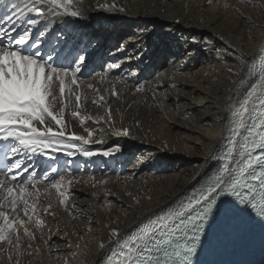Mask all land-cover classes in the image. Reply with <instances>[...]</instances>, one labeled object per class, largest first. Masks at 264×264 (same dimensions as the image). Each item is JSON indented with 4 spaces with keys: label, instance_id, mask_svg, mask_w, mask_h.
Wrapping results in <instances>:
<instances>
[{
    "label": "snow or ice",
    "instance_id": "snow-or-ice-1",
    "mask_svg": "<svg viewBox=\"0 0 264 264\" xmlns=\"http://www.w3.org/2000/svg\"><path fill=\"white\" fill-rule=\"evenodd\" d=\"M207 3L211 5L213 0ZM239 3L264 11V5L253 0ZM0 10V260L33 264L42 253L39 239L48 246L49 258L69 264L70 259L74 261L84 254L81 244L68 239L65 247L73 251L62 256L60 246L49 243L54 234L60 239L71 235L83 241L73 223L82 219L88 221L87 232L102 234L101 229L91 227L93 222L99 224L93 216L96 209H82L70 200L71 188L82 180L77 174L84 171L79 166L71 168L74 158L78 154L86 158L113 157L121 151L119 145L102 152L84 147L104 142L102 138L94 139L97 131L101 137L107 132L130 138L133 133L129 127H116L113 109L98 88L83 84L81 73L89 59L87 48L74 43L64 30L54 29L58 19L75 22L87 20L92 10L112 13L124 12L125 8L118 7L115 0H97L92 7L86 6L84 0H0ZM236 11L243 15L239 8ZM217 39L223 40V36ZM189 42L203 43L205 52L212 50L208 41H198L195 36ZM142 55L126 59H140ZM237 63L240 67L227 69L231 76L241 78L238 83L232 81L236 87L230 90L226 106L229 116L225 143L208 157L216 159L217 168L169 207L138 217L140 223L131 232L122 234L112 226L120 222L119 217L105 224L109 235L98 244L104 252L101 264H199L198 256L213 246L222 226L239 222L264 231V46L258 56H242ZM174 69L183 70L180 60ZM107 70H118L115 81H108L111 88L107 90L117 99L120 92L116 86L127 88L128 83L119 73L130 78L138 76L136 71L122 69L119 61L108 63ZM254 76L257 78L253 80ZM169 79V87L176 89L175 75ZM100 80L104 82L105 77ZM163 88V79H155L151 88L137 80L134 90L151 92L156 100L157 90ZM85 90L95 93L91 103L104 108V115L94 117L86 111L84 106L90 97ZM163 99H167L166 93ZM66 116L78 120L82 127L89 121L105 127H85L86 135L78 134L70 130ZM119 122L123 124L122 117ZM59 155L68 158L66 167L59 163ZM44 161L47 166L40 171ZM83 182L96 188L109 181H97L95 175H89ZM103 191L105 205L101 207L110 211L113 205L107 197L113 193L107 187ZM53 192L56 204L50 199ZM125 194L132 196L135 204L140 203V198L131 192ZM92 195L96 198L97 193ZM57 207L70 219L58 220ZM131 207L122 208L125 215ZM48 220L55 221L53 227L47 226Z\"/></svg>",
    "mask_w": 264,
    "mask_h": 264
},
{
    "label": "bare ground",
    "instance_id": "bare-ground-1",
    "mask_svg": "<svg viewBox=\"0 0 264 264\" xmlns=\"http://www.w3.org/2000/svg\"><path fill=\"white\" fill-rule=\"evenodd\" d=\"M115 2L118 7H124L125 11L109 13L92 10L87 20L73 22L58 19L54 29L64 30L74 43L87 48L89 59L81 73L85 78L83 84L91 83L98 88L99 94L106 97L108 105L113 109L116 127H129L133 133L130 138L115 137L107 132L101 137L97 131L94 139L102 138L104 142L84 147L102 152L119 145L121 151L113 157L97 155L86 158L78 154L74 158L71 168L75 170L79 166L84 171L77 174L82 180L71 188L73 195L70 200L82 209H96L93 216L94 220H99V224L93 222L91 227L101 229L102 234L87 232L86 219L73 221L79 229V235L84 237L83 241L77 236L70 235L60 239L54 234L49 243L59 245V254L62 256L73 251L65 247L68 239L73 244H81L84 254L74 261L70 259L69 264H101L104 252L98 248V244L107 240L109 235L105 224L119 217L120 222L112 226L118 227L122 234L131 232L140 223L138 217L150 216L169 207L189 194L217 168L216 159L208 157L225 143V128L229 116L226 106L232 94L230 90L236 87L232 81L238 83L241 78L231 76L227 69L240 67L237 61L242 56H258L261 46H264V11L251 5H241L239 0H213L211 5L207 0ZM84 3L92 7L97 0H84ZM253 3L264 5V0H253ZM225 4L228 5L227 8L224 7ZM237 8L243 15L236 11ZM144 29L147 31L142 32ZM193 36L198 41H208L212 50L205 52L203 43H190ZM219 36H223V40L217 39ZM233 49L236 51L233 52ZM141 52L143 55L140 59H126ZM177 60L182 63L181 72L174 69ZM117 61L121 63L122 69L138 72V76L132 78L123 72L119 73L128 82L127 88L116 86L120 92L119 99L107 91L111 88L108 81H115L118 71L109 72L107 64ZM172 75H175V83L178 85L176 89L169 87L172 83L169 77ZM101 76L105 77L104 82H101ZM256 78L252 77L253 80ZM155 79L164 80V88L157 90L156 100H153L151 92H135L137 80L143 81L146 88H151ZM85 91L90 97L84 106L86 111L94 117L104 115V108H96L91 103V96L95 93ZM165 93L167 99H163ZM121 117L122 125L119 122ZM66 119L70 130L78 134L86 135L85 127H105L92 121L82 127L78 120L67 116ZM168 148H173L174 153H168ZM183 154L187 157L191 155L197 163L191 177L183 175ZM134 156H137L140 163L135 162V167L132 165L127 168L125 163ZM67 159L59 155L61 166H67ZM47 163L44 161L40 164V171L46 168ZM152 168L156 172L170 174L165 178L154 176L155 172L148 170ZM89 175H95L97 181L107 179L109 182L106 186L92 188L90 184L83 182ZM105 187L113 193L107 197L113 205L110 211L101 207L105 205ZM93 192L97 193L96 198H93ZM126 192L139 197L140 203L135 204L133 197L126 195ZM50 199L53 204L57 203L54 192ZM129 205L132 207L125 215L122 208ZM56 211L58 220L70 219L61 208L57 207ZM54 223L55 221H46L48 227H53ZM37 243L40 244L42 253L33 260V264H62V261L49 258L48 246L39 239ZM0 264H7V261L0 260ZM259 264H264V257Z\"/></svg>",
    "mask_w": 264,
    "mask_h": 264
},
{
    "label": "rangeland",
    "instance_id": "rangeland-1",
    "mask_svg": "<svg viewBox=\"0 0 264 264\" xmlns=\"http://www.w3.org/2000/svg\"><path fill=\"white\" fill-rule=\"evenodd\" d=\"M123 16V15H122ZM173 148H168V153H174L173 152ZM102 156V155H101ZM184 158H185V161H183L181 163L182 165V168L184 167V172H183V175H185L186 177H191L193 172H195L196 168H197V163L195 162V159L194 157H192L191 155L190 156H186V155H182ZM137 160V156H134L131 158V160H129L127 163H125V165L127 166V168H130ZM148 164V162H146ZM181 168V169H182ZM150 170V172H155V175L154 176H160L162 178H165L167 174H170L169 172H166V173H159L160 171H155L153 168L152 169H148ZM173 172V171H171ZM159 174V175H157Z\"/></svg>",
    "mask_w": 264,
    "mask_h": 264
}]
</instances>
